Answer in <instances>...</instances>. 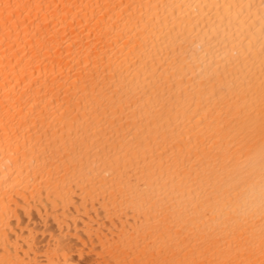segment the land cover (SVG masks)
Masks as SVG:
<instances>
[{
  "label": "bare ground",
  "instance_id": "obj_1",
  "mask_svg": "<svg viewBox=\"0 0 264 264\" xmlns=\"http://www.w3.org/2000/svg\"><path fill=\"white\" fill-rule=\"evenodd\" d=\"M264 0H0V264H264Z\"/></svg>",
  "mask_w": 264,
  "mask_h": 264
},
{
  "label": "clouds",
  "instance_id": "obj_2",
  "mask_svg": "<svg viewBox=\"0 0 264 264\" xmlns=\"http://www.w3.org/2000/svg\"><path fill=\"white\" fill-rule=\"evenodd\" d=\"M243 169L264 171V144H260L240 165ZM264 206V182L250 184L235 206L228 210L238 215H246Z\"/></svg>",
  "mask_w": 264,
  "mask_h": 264
}]
</instances>
